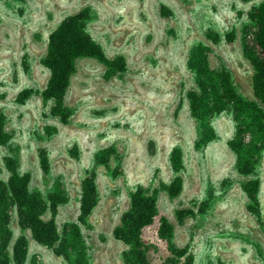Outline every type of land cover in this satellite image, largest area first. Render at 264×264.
<instances>
[{
  "label": "rangeland",
  "instance_id": "374dc122",
  "mask_svg": "<svg viewBox=\"0 0 264 264\" xmlns=\"http://www.w3.org/2000/svg\"><path fill=\"white\" fill-rule=\"evenodd\" d=\"M264 0H0V109L6 114L8 145L0 146V179L8 181L4 158L16 154L21 173L30 174V189L48 196L62 177L69 201L55 217L62 232L80 215L81 183L97 172L99 202L81 225L92 264H125L129 245L117 240L114 229L130 208V195L138 185L148 192L160 182L183 178L175 198L159 193L160 216L174 227L173 241L189 247L192 264H264V149L254 175L239 173L237 156L228 142L237 123L230 111L211 118L216 139L197 146L199 121L193 117L188 91L196 89L188 67L192 50L207 47L214 70L232 74L238 92L254 100V70L243 55L242 29L248 13ZM88 9V28L111 59L124 57L126 69L108 76L107 67L94 58L77 60L65 105L72 111L67 123L51 113L54 101L41 92L50 78L42 63L50 32L69 15ZM217 34L215 43L209 34ZM24 89L34 93L21 102ZM263 107L264 105L261 104ZM114 145L121 155L107 168L96 154ZM182 149L184 169H172V149ZM49 170L41 165V154ZM259 179V202L251 200L243 183ZM210 199L208 208L201 203ZM192 210L180 222L178 210ZM160 216L144 229L149 264H168L171 253L159 236ZM50 211L44 216L50 220ZM15 240L28 239V258L42 264H66L53 249L33 238L15 215ZM171 264V263H170ZM176 264H186L182 258Z\"/></svg>",
  "mask_w": 264,
  "mask_h": 264
},
{
  "label": "trees",
  "instance_id": "16d2710c",
  "mask_svg": "<svg viewBox=\"0 0 264 264\" xmlns=\"http://www.w3.org/2000/svg\"><path fill=\"white\" fill-rule=\"evenodd\" d=\"M248 17L249 22L242 29V48L244 57L254 70V100L246 99L238 92L229 71L211 68L206 46L197 45L188 60V67L194 72L196 81V89L188 91V99L191 113L200 124L197 146H205L216 139V131L211 123L216 113L232 112L237 127L228 144L237 156L239 173L246 177L254 175L264 149V107L261 105H264V1L256 5ZM89 18L88 9L64 18L50 32L47 53L42 59V63L50 70V78L41 94L44 100L54 101L51 113L63 123H67L72 115L65 105V98L79 58H94L103 63L108 76L126 69L124 57L109 58L93 37L88 28ZM209 36L215 43L219 41L217 34ZM33 93V89H24L18 99L23 102ZM6 122L7 116L0 109V146L8 145L11 140ZM113 158L119 161L114 173L118 174L121 172V155L114 145L99 151L95 161L110 168ZM4 162L10 175L8 181L0 179V264H24L28 258L29 243L24 235L19 236L12 245L14 233L11 224L15 215L22 228L31 230L36 242L53 249L56 255L64 258L66 264H92L81 225L87 224L99 202L97 172L90 171L82 180L78 221L65 224L60 232L55 217L59 207L69 201L63 178L58 177L52 191L45 196L40 190L30 189V174L20 172L16 154L6 155ZM170 162L174 172L179 173L184 169L180 147L172 149ZM41 165L45 172L50 168L45 153L41 154ZM260 184L259 179H253L242 185L251 200L250 208L259 202ZM161 190H165L172 198L178 197L183 190V178L177 175L170 183L160 182L151 192L138 185L130 195V208L124 212L120 225L113 232L117 240L129 245V249L123 252L125 264H149L143 232L160 216L158 200ZM210 199L201 203V212L208 208ZM48 211L52 213V218L45 220ZM192 213L190 209L178 210V220L182 222L186 214ZM159 236L166 241L171 253L166 263L176 264L182 258L186 264L193 263L194 257L189 247L179 248L174 243V227L165 216H160ZM30 263L42 264L41 256L33 255Z\"/></svg>",
  "mask_w": 264,
  "mask_h": 264
}]
</instances>
